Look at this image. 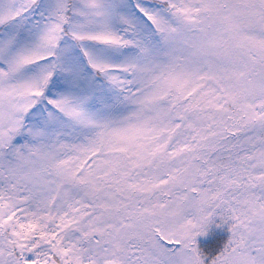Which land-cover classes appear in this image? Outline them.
<instances>
[{"label": "snow or ice", "instance_id": "obj_1", "mask_svg": "<svg viewBox=\"0 0 264 264\" xmlns=\"http://www.w3.org/2000/svg\"><path fill=\"white\" fill-rule=\"evenodd\" d=\"M0 264H264V0H0Z\"/></svg>", "mask_w": 264, "mask_h": 264}, {"label": "trees", "instance_id": "obj_2", "mask_svg": "<svg viewBox=\"0 0 264 264\" xmlns=\"http://www.w3.org/2000/svg\"><path fill=\"white\" fill-rule=\"evenodd\" d=\"M227 235L226 226L218 228L216 223H213L205 236L197 237V245L204 253L214 254L227 238Z\"/></svg>", "mask_w": 264, "mask_h": 264}]
</instances>
